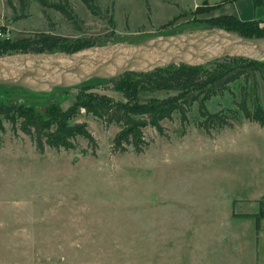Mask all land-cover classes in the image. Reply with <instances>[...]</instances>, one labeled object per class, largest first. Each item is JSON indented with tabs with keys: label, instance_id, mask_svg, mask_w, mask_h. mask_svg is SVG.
<instances>
[{
	"label": "rangeland",
	"instance_id": "rangeland-1",
	"mask_svg": "<svg viewBox=\"0 0 264 264\" xmlns=\"http://www.w3.org/2000/svg\"><path fill=\"white\" fill-rule=\"evenodd\" d=\"M50 1L67 2L76 23L35 0L27 16L18 18L19 0H0V40L19 43L52 33L107 45L140 42L170 31L210 29L198 21L246 5L252 7L249 14L254 18L247 21L264 19V5L254 0L234 1L196 16L197 7L207 9L219 0H100L98 14L82 0ZM113 13L115 28L109 23ZM18 54L24 53L14 55ZM245 63L225 62L207 71L222 72ZM244 85L249 108L264 109V73L254 70L248 85L240 80L208 101L209 112L234 108ZM95 91L115 101L126 99L111 84ZM79 92L74 87L34 93L0 85V100L24 103L46 114L55 105L69 108ZM172 94L149 92L142 97L163 99ZM77 121L88 124L96 146L78 138L75 150L46 148L41 153L22 130L6 123L0 135V264H194L193 257L209 256L217 246L208 228L228 225L231 198L264 196V128L242 113L233 129L208 134L195 106L186 124L179 116L165 120L163 136L148 127L149 145L142 154L131 147L126 153L113 150L120 125H107L84 111ZM245 203L243 209L255 212L251 202ZM192 218L197 227L184 238L178 225ZM256 224L255 219L249 221V250L258 238ZM240 252L224 264L253 261Z\"/></svg>",
	"mask_w": 264,
	"mask_h": 264
},
{
	"label": "trees",
	"instance_id": "trees-1",
	"mask_svg": "<svg viewBox=\"0 0 264 264\" xmlns=\"http://www.w3.org/2000/svg\"><path fill=\"white\" fill-rule=\"evenodd\" d=\"M35 1L44 8L54 9L61 13L69 22L76 23L74 12L67 2ZM98 1L100 0H82L94 14H98L96 11ZM234 1L236 0H220L218 5L208 6L207 9L199 6L193 15L209 14L217 7ZM254 1L257 6L263 4V0ZM30 2L31 0H19L18 18L27 16L26 12ZM44 13L46 12L44 11ZM113 15L115 17L113 13L109 23L112 28H115L117 23ZM198 22L205 24L210 29L222 28L248 38L264 37V26L262 27L264 20L242 21L233 15H221L202 18ZM168 33L173 34L174 32L170 31L166 34ZM107 44L90 39L72 40L52 33H40L19 43L0 40V56L16 53L61 52L73 54ZM239 61L247 64L234 65L217 73L207 71L211 65L218 66L225 62L238 63ZM254 70H261L264 73V61L237 57L225 58L200 66L179 64L148 73L129 72L109 80L93 79L75 87L80 91L79 96L69 108L63 109L55 105L46 114L38 113L34 108L24 103L0 100V135L6 131V123H10L14 128H19L29 136L41 153H44L46 148L75 150L78 138L86 139L92 146H96L97 141L90 132L88 124L77 121L84 111L86 115L102 119L107 125L122 127L114 138L113 150L115 152L126 153L131 147L136 153L142 154L149 145L145 138V130L148 127L155 128L163 136L165 135L163 126L165 120H172L179 116L182 124H186L188 114L195 106L203 119L202 128L208 134L212 131L219 132L225 128L233 129L238 122L240 113L247 120L254 121L264 128V109L258 106L253 110L249 108L246 99L248 90L245 85L242 87V99L235 101L234 108L217 113H211L207 109V102L214 96L229 90L231 84L242 80L248 85ZM110 84L114 89L124 92L126 97L124 101H115L106 95L96 93L95 90L98 88ZM149 92L173 94L163 99L142 97V94ZM259 204L260 213L258 215L263 216L264 197L259 201Z\"/></svg>",
	"mask_w": 264,
	"mask_h": 264
},
{
	"label": "water",
	"instance_id": "water-1",
	"mask_svg": "<svg viewBox=\"0 0 264 264\" xmlns=\"http://www.w3.org/2000/svg\"><path fill=\"white\" fill-rule=\"evenodd\" d=\"M264 61V37L248 38L222 28L117 42L77 53L0 56V85L34 93L74 88L93 79L148 73L170 65H206L225 58Z\"/></svg>",
	"mask_w": 264,
	"mask_h": 264
},
{
	"label": "crops",
	"instance_id": "crops-1",
	"mask_svg": "<svg viewBox=\"0 0 264 264\" xmlns=\"http://www.w3.org/2000/svg\"><path fill=\"white\" fill-rule=\"evenodd\" d=\"M240 1V0H236ZM219 2L215 4H210L211 6L218 5ZM264 3V0H263ZM228 4V3H227ZM225 4L221 5L224 6ZM264 5V4H262ZM220 6V7H221ZM217 7V8H220ZM243 8H236L235 10H232L231 12H225L228 13L226 15H233L236 16L238 19L247 21L252 18V14H249L252 7L248 8V6H242ZM216 8V9H217ZM214 11V10H213ZM212 11V12H213ZM248 11V12H247ZM220 15L216 14L213 17H218ZM255 19H258V13H255ZM263 21L264 19H260ZM264 196H261L263 198ZM260 199H240V198H231L229 201V204L231 206L230 212L226 215L227 223L228 225L224 226L222 224L215 225L216 229H209L210 239L213 243H215L217 246H214V250L212 254L209 256L201 255L200 259H196L193 257V263L194 264H224V261H227V257L230 255H233L235 251H241L240 253L251 256L253 261H251L249 264H264V215L259 216L260 213V205H259ZM245 202H251L253 204V207L255 208V212L250 213L246 210V208L243 206L244 204H247ZM239 207V208H238ZM255 219L257 221V240L255 241L254 248L252 250L250 249V240L247 236V232L249 230V221ZM192 220L193 222H191ZM188 222L183 221L179 223V228L182 230V234L185 237H187V233L189 232V229H194L197 227V224L195 221L190 219ZM239 221L240 223H238ZM248 222V223H246ZM203 227H207L203 226ZM225 228V231L222 230ZM181 234V233H180ZM189 242H184V244H187ZM246 247V249H244ZM229 264H233L232 261L229 262Z\"/></svg>",
	"mask_w": 264,
	"mask_h": 264
}]
</instances>
